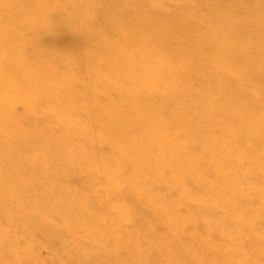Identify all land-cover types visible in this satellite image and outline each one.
Wrapping results in <instances>:
<instances>
[{"label":"bare ground","instance_id":"6f19581e","mask_svg":"<svg viewBox=\"0 0 264 264\" xmlns=\"http://www.w3.org/2000/svg\"><path fill=\"white\" fill-rule=\"evenodd\" d=\"M74 77L86 86L55 97ZM178 77L189 91L162 89ZM171 100L184 117L174 126L178 140L150 131ZM19 102L24 113L12 114ZM39 107L60 127L34 124ZM13 115L30 132L11 127ZM76 137L88 140V151L75 150ZM91 168L113 181L102 196L130 198L133 207L141 200L170 226L159 224L155 244L144 245L130 233L138 215L126 224L109 218L117 230L106 244L128 264H163L170 254L184 261L183 248L193 251L189 264H264V0H0V262L83 264L65 256L43 262L33 238L55 236L45 225L53 219L56 236L77 230L97 244L106 228L89 203L75 212L59 186ZM129 186L149 194L133 200ZM164 186L177 198L162 196ZM25 230L31 237L19 238Z\"/></svg>","mask_w":264,"mask_h":264},{"label":"rangeland","instance_id":"374dc122","mask_svg":"<svg viewBox=\"0 0 264 264\" xmlns=\"http://www.w3.org/2000/svg\"><path fill=\"white\" fill-rule=\"evenodd\" d=\"M52 2H57V0H51ZM66 3L69 6H73L75 5L78 0H65ZM71 3V4H70ZM163 8H165V5H163ZM235 14L237 16H242L243 13L240 10H236ZM20 21H26V18H28L27 16H22ZM31 18H29L30 20ZM14 23V22H12ZM195 27L197 29H201L203 28V26L200 23H196ZM109 36H104V39H107ZM33 46H31L30 48H33ZM177 47H182L180 44H177ZM190 51H187L188 54ZM26 57H31L34 60H38L40 61L39 57H34V55L32 54V52H26ZM160 58H162V56H159ZM29 72V70H28ZM31 73H34L33 70L30 71ZM29 72V73H30ZM183 79H181L180 77L176 78L174 81H172V83L169 86L163 87V90H171L173 95L174 92L173 90L181 88L184 91H189L190 87L188 86L189 83H182ZM100 82V81H99ZM86 86V82L80 80L77 77H74L72 79V81L65 83V86H63L62 89L59 90V92H55L54 95L55 97H61L63 95H67L70 90L72 88H76L78 90L77 93H79L84 87ZM77 93L74 94V97L72 98V101H76L78 99ZM61 95V96H59ZM120 96V92H115L112 95V99L114 98H119ZM130 98L136 99L133 95H129ZM43 103H47L48 105H51L55 108L59 107V104L55 101H44ZM58 105V106H57ZM163 105V106H162ZM161 107L164 111V113H160L159 115H157V124H159L156 128H151L150 131L156 133V134H164L163 136H168L169 134H173L172 139H179L180 137L178 136V132H175V125H177V123L180 121H182L184 119V117L179 114V112L176 111V103L171 100L170 102H164L162 103ZM26 104L25 102H19L18 104H16L13 109L11 110L12 114H17V113H21V115L24 113V108H25ZM148 110L147 107L142 108V111H146ZM167 111V112H166ZM15 112V113H14ZM7 114V118H8ZM67 115H69V113H67ZM30 116L32 117L33 120H35L34 124H37L40 127H45V125H47L49 127L50 130L52 129H57L58 127H60V124L58 122L56 123H50L47 120L44 119L43 116H48L46 109L43 107H39L38 110H35L33 113L30 114ZM84 116V115H83ZM82 116V117H83ZM164 116V117H163ZM17 115H13V118L15 121L11 122V127H15V129H17V131H21V130H26L28 132H30L31 127L29 126H25L23 121L18 120ZM180 117V118H179ZM89 119L88 118H83L82 121L83 122H87ZM30 122V121H29ZM169 122V123H168ZM32 123V122H31ZM40 124V125H39ZM172 125V127H171ZM166 128L167 130H164L163 128ZM32 131V135L33 133H35V130H31ZM37 133V132H36ZM38 134V133H37ZM65 137V136H64ZM76 141H74V148L76 151L78 152H85L88 151L89 149V142L86 138H77L76 137ZM171 149H173L172 146H168ZM63 156V155H62ZM45 162L47 164L51 163L50 160H45ZM58 162V160L56 161ZM116 163L114 164V166L112 168H114L115 171H117V168L115 167ZM180 169H182V166L179 167ZM77 170V167L72 166V171ZM247 173L250 172L249 168H247ZM94 172V169H87V170H83L81 171V173H79V177H81V181H79V178H72L69 174L65 175V181L60 182L61 186V191L64 192L65 190V196L66 198H69L72 203L71 205L75 206V212H83L85 204L89 203L90 207H89V212L91 211V215L97 220V222H99L102 226H104L106 228V232H104L103 234H101L100 236L97 237V241H95L97 244H93L91 241L87 240L85 238V234L83 233H77V230L75 231H65L63 234V237H58L56 236V231L55 229L58 227V222H56L55 220H49L48 222L45 223V225H47L48 228H52L55 232V236H51V234H47L45 232H43L42 234H45L46 239H43L42 237L40 238H33L34 241V245L35 248H37L39 250V255L41 257V260L43 262H48V261H53L55 258H59L62 259L63 256L70 258L71 261L77 263L80 262V260H85L83 262V264L87 261V263H89V260H93V262H100L101 264H128L127 261L123 260L122 257L119 256L118 254V249L117 248H113L111 246H108L106 244V241L109 238L110 234H114V232L117 230V227L113 224V222L115 224H118V222H121V224H126L127 221L130 220V218H133L132 216L134 215H138L139 221H136V227L135 229L130 232L132 235H135L138 237V239L142 240V242L140 243H144V245L146 244H150V243H154L155 244V240L153 238H155L158 234V232L161 231L160 229V225L169 228L170 226H168L167 224H165L161 219H154L153 217H151L147 211V207L143 206L141 203V200L139 202V206L137 207H133L132 202L130 201V198H117L115 196H102L106 191V187L107 185H109L110 183L112 184L113 181L110 180L109 175H104V174H99L95 173L93 175H91ZM128 173H132L133 171L129 170L127 171ZM264 172V170H263ZM69 173V172H68ZM126 174V173H125ZM142 177V176H139ZM93 178V179H92ZM143 178V177H142ZM127 179V178H124ZM156 180H158V178H156ZM92 183V184H91ZM127 185V184H125ZM147 186V185H145ZM143 186V187H145ZM143 187H137V186H129L127 188H129L133 193V200L134 198L138 197L137 194L139 192L142 193H146L149 194V192H145V191H141V189ZM148 188V187H147ZM147 188H144V190H147ZM81 190H84V192L82 193ZM251 191L257 193L258 190H256V188H253V190H249L248 193H250ZM160 194L162 196H170L172 195L171 190L164 186V188L161 190ZM45 196V194H44ZM87 197V198H86ZM65 198V199H66ZM172 198H177L175 194L172 195ZM38 202V200H33L31 203L32 204H36ZM192 203V201H191ZM67 204V202H66ZM258 205L264 206V200H260L258 202ZM113 206H116V209L113 213L109 212V209ZM150 206L157 208L158 207V201H152ZM201 207L204 209L205 208V204H202ZM258 206H251V210L255 211L256 208ZM17 213V209H9L8 210V215H7V219L10 220L11 218H9L10 216H15V214ZM99 214V215H98ZM131 216V217H130ZM147 216H149L150 218H147ZM109 218L113 221L111 224L109 223ZM81 222L84 223V225H87V222L82 221ZM205 223V222H204ZM233 223H237L236 219H233ZM33 226H35L33 224ZM18 236L19 238H30L31 235L29 234V231L25 230V231H21L18 232ZM235 235L237 236H241L243 233H238L237 231L233 232ZM62 239V245L60 248L58 249H54L53 252L48 250V247H46V244L49 241L52 240H56V239ZM27 239V240H28ZM86 239V240H85ZM85 242V243H84ZM91 251V252H90ZM182 254L183 256L185 255V260L184 261H180L177 260L175 258L174 255L171 256V254L169 256H164L163 257V264H189L188 263V257L192 256L193 251L189 248H183L182 250ZM168 253V252H166ZM31 255H25L26 259L31 258L33 259L34 257ZM21 255L19 257V259H21ZM191 258V257H190ZM29 261V260H28ZM21 262V261H20ZM19 261H17V264H20ZM0 264H6L5 262H0Z\"/></svg>","mask_w":264,"mask_h":264}]
</instances>
